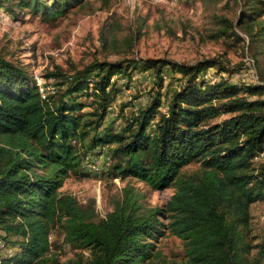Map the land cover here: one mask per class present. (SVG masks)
<instances>
[{
  "label": "trees",
  "instance_id": "trees-1",
  "mask_svg": "<svg viewBox=\"0 0 264 264\" xmlns=\"http://www.w3.org/2000/svg\"><path fill=\"white\" fill-rule=\"evenodd\" d=\"M73 1L0 0V6L55 15ZM263 7L264 0H244L237 25L251 28ZM258 35L264 37L263 27ZM247 36L254 41L256 34ZM101 39L104 48L124 53L136 37L121 46L114 37ZM132 61L95 59L70 75L56 66L44 78L62 80L56 86L66 89L58 100L57 89L43 100L27 67L0 55V237H18L15 253L0 264H176L151 261L166 233L182 241L187 264H264V238L254 243L249 226L250 205L264 199V161L254 163L264 153V99L250 97L263 94L264 85L199 81L215 65L208 60ZM165 67L185 80L170 93L166 113L156 119L157 92L123 128L93 134L118 92L115 77L152 69L161 87ZM103 145L110 147L106 164L114 177H134L155 190L174 185L166 203L143 207L127 186L112 211L98 217L93 205L61 192L82 156ZM191 162L199 169L181 173ZM54 229L63 244L88 250L87 257L62 262Z\"/></svg>",
  "mask_w": 264,
  "mask_h": 264
},
{
  "label": "rangeland",
  "instance_id": "rangeland-1",
  "mask_svg": "<svg viewBox=\"0 0 264 264\" xmlns=\"http://www.w3.org/2000/svg\"><path fill=\"white\" fill-rule=\"evenodd\" d=\"M243 1L75 0L55 15L33 13L29 8L20 9L16 5L14 11L0 6V55L25 65L30 74L37 71L42 77L56 66L67 75L73 74L95 59H128L135 61L137 66L148 59L188 65L208 60L215 65L202 73L199 81L216 82L223 78L236 85H264V37L258 35V30L264 28V7L251 28L246 23L238 26ZM223 19L227 20V26ZM247 32L256 34L254 41L249 40ZM102 36L114 37L120 46L129 39L133 41L134 36L136 39L130 50L117 53L103 47ZM162 75L161 87L157 86L152 69L133 70L128 78L115 77L118 92L107 108L103 125L93 134L102 133L107 127L123 128L127 118L145 108L157 92L161 104L156 119L166 113L170 93L185 80L181 74L172 73L169 67L163 69ZM56 81L62 80L47 79L55 86ZM56 87L54 99L58 100L66 85ZM257 97L264 99V93L250 98ZM80 100L86 104L91 102L90 97L82 96ZM90 110L87 106L83 112ZM225 117L228 115L214 121ZM108 156L110 147L106 145L88 150L82 156L79 172L70 173L60 191L73 195L82 206L93 205L98 217L112 211L114 202L122 197V190L127 186L133 188L143 207H162L173 194L174 185L155 190L134 177H114L107 171ZM261 161H264V153L254 158L256 165ZM198 169L199 163L191 162L182 167L181 173ZM249 211L253 242L259 243L264 238V199L252 203ZM0 235H5L1 229ZM51 237L62 262L79 255L87 257L88 250L63 244L56 229ZM16 239L14 235L6 239L0 237V261L15 253ZM155 249L159 255L151 260L154 263L187 264L182 241L174 235L166 233L158 237ZM255 251L252 249L251 256Z\"/></svg>",
  "mask_w": 264,
  "mask_h": 264
},
{
  "label": "built area",
  "instance_id": "built-area-1",
  "mask_svg": "<svg viewBox=\"0 0 264 264\" xmlns=\"http://www.w3.org/2000/svg\"><path fill=\"white\" fill-rule=\"evenodd\" d=\"M31 76L35 82L41 99L48 100V96L56 92L57 87L48 83L47 79L42 77L37 71H33Z\"/></svg>",
  "mask_w": 264,
  "mask_h": 264
}]
</instances>
